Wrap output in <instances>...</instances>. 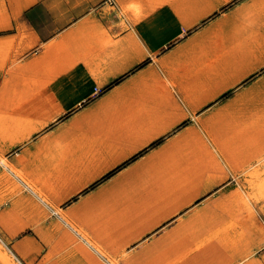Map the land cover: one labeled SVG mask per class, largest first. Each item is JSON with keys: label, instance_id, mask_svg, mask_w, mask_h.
Listing matches in <instances>:
<instances>
[{"label": "crops", "instance_id": "crops-1", "mask_svg": "<svg viewBox=\"0 0 264 264\" xmlns=\"http://www.w3.org/2000/svg\"><path fill=\"white\" fill-rule=\"evenodd\" d=\"M0 157L22 264H186L264 177V0H0Z\"/></svg>", "mask_w": 264, "mask_h": 264}, {"label": "rangeland", "instance_id": "rangeland-1", "mask_svg": "<svg viewBox=\"0 0 264 264\" xmlns=\"http://www.w3.org/2000/svg\"><path fill=\"white\" fill-rule=\"evenodd\" d=\"M102 1V0H97ZM255 174L254 207L249 215L232 217L223 228L227 231L207 233L206 248L190 249L186 264H215L230 256L225 264H264V177ZM227 220L224 218V221ZM193 236L195 234H192ZM202 235V234H201ZM0 234V264H22Z\"/></svg>", "mask_w": 264, "mask_h": 264}, {"label": "bare ground", "instance_id": "bare-ground-1", "mask_svg": "<svg viewBox=\"0 0 264 264\" xmlns=\"http://www.w3.org/2000/svg\"><path fill=\"white\" fill-rule=\"evenodd\" d=\"M2 157H0V159H1ZM6 162H5V159H1L0 160V164H2L3 166H4V164H5ZM5 167V166H4Z\"/></svg>", "mask_w": 264, "mask_h": 264}]
</instances>
